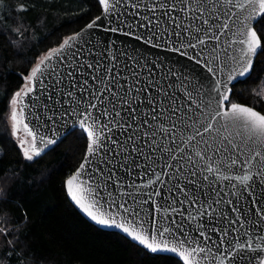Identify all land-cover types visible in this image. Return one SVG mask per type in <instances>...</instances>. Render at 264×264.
I'll use <instances>...</instances> for the list:
<instances>
[{"label":"snow or ice","instance_id":"snow-or-ice-1","mask_svg":"<svg viewBox=\"0 0 264 264\" xmlns=\"http://www.w3.org/2000/svg\"><path fill=\"white\" fill-rule=\"evenodd\" d=\"M119 3L98 0L103 16L87 29L104 19L105 32L133 35L118 16L110 26ZM148 11L135 39L199 72H164L157 60L112 49L105 57L93 53L95 44L85 47L88 40L71 51L83 38L76 33L22 75L9 102L11 136L34 161L57 143L39 131L41 106L52 113L43 127L71 118L85 152L63 181L67 196L154 264H264V104L257 110L233 98L234 84L251 78L264 52V0H157ZM253 95L264 101V83Z\"/></svg>","mask_w":264,"mask_h":264},{"label":"trees","instance_id":"trees-1","mask_svg":"<svg viewBox=\"0 0 264 264\" xmlns=\"http://www.w3.org/2000/svg\"><path fill=\"white\" fill-rule=\"evenodd\" d=\"M101 13L97 0H0V261L3 264H154L121 233L87 220L63 181L79 165L85 140L72 129L34 161H25L6 115L32 63ZM259 32V25H256ZM19 29V32L16 31ZM262 42H264V33ZM264 52L233 98L260 109L253 95ZM258 98V99H257ZM71 133V134H69Z\"/></svg>","mask_w":264,"mask_h":264},{"label":"water","instance_id":"water-1","mask_svg":"<svg viewBox=\"0 0 264 264\" xmlns=\"http://www.w3.org/2000/svg\"><path fill=\"white\" fill-rule=\"evenodd\" d=\"M97 2H98V0H97ZM110 2H112V0H110ZM156 2H157V0H120V3H119L117 9L115 10V12L113 14V22L111 23L110 26L111 27L117 26L116 17L118 16L120 21L125 22L124 25H121V27L124 28V31L125 32L130 31L134 34L133 35H124L123 32H117V33L105 32L103 30V28L109 27V24H108V21L104 20V19L97 22L98 24L103 25V27L88 30L87 25L89 23H91L92 20H94L97 17L96 16L91 21H89L83 28H81L78 32H76V33H82L83 38L79 39L76 43L73 44L71 51H77L78 46L84 45V41L88 40L91 43L89 45H86L85 47H91L92 44H95L96 47L92 48V51L95 54H99V52L101 50H103L105 57H107V55H108L107 50L112 49L113 51H116L118 53L127 52L129 56L136 57L137 59H140L141 63H143L144 59H147L148 61L157 60L158 63L163 64L164 72H166L168 68H173V69H180L181 71H183L186 74L190 73V71L195 66L191 62L187 61L186 58L179 57L178 54L167 51L166 48H164V47L154 48L150 44H145L143 40L138 41L135 39V35H141L145 31L144 29H140L137 27V22L142 21V17L145 15L153 16V13L149 12L148 8H151L152 5ZM131 3H138L139 8L138 9L132 8L130 6ZM145 5H147V7H145ZM98 16H101V17L103 16L102 9H101V13ZM155 16L158 17L159 12H157L155 14ZM126 24H131L132 28L128 29L125 26ZM161 24L162 25L164 24V20H161ZM85 31H87V34H84ZM75 34H73V35H75ZM113 42H114V44H113ZM123 59H124L123 56H121V59L119 61L120 65L123 64ZM176 61H179V63H176ZM104 62L107 63V59H105ZM54 63H55V58H54ZM129 64L131 66V61H129ZM195 70H196V72L200 71V69L198 67H195ZM137 71H139V69H137ZM156 72L158 74H161L160 69H156ZM177 95H179V93H177ZM48 103H49V106L51 107V102L49 101ZM39 114L41 115V120L39 122L41 127L39 128V131L46 134L50 138H57V140H59L62 136H64L65 134H67L69 131H71L73 129L72 128L73 121L71 118H66L68 120V123H67V125H65L64 120L59 119V117H57V123L55 125H53L52 122L49 121L48 127H43L42 125L44 123V120L46 119V115H51L52 113L44 110L41 106V110H40ZM29 121H30V124H32V125H34L36 123L35 121L31 120V117H29ZM76 128L79 129L78 127H76ZM49 148H47L46 150H48ZM46 150H45V152H46ZM83 157H84V155H83ZM83 157H82L80 163L82 162ZM132 179L135 180V182L137 184L142 183V181L139 178H137L135 175L132 176ZM144 179L146 180L147 177H145ZM219 186L222 187L223 185H219ZM65 192H66V190H65ZM113 192H115L114 188H113ZM222 195H224V193H222ZM67 198L72 203V205L81 213L82 216H84L87 220L91 221L85 214H83L74 205V203L70 200V198L68 196H67ZM226 198H230V197H226ZM103 229H107L110 231H115V232L121 233L119 230H116L114 228H103ZM122 235H124V234H122ZM213 239H216V236H213Z\"/></svg>","mask_w":264,"mask_h":264},{"label":"rangeland","instance_id":"rangeland-1","mask_svg":"<svg viewBox=\"0 0 264 264\" xmlns=\"http://www.w3.org/2000/svg\"><path fill=\"white\" fill-rule=\"evenodd\" d=\"M262 83H264V76L261 78V80H260V85H259V87L261 86V84ZM258 87V88H259ZM257 88V89H258ZM258 99V98H257ZM10 116V109L8 110V113H7V115H6V120H7V122H8V124H9V127H10V132H11V122H10V120L8 119V117ZM0 264H3L1 261H0Z\"/></svg>","mask_w":264,"mask_h":264}]
</instances>
